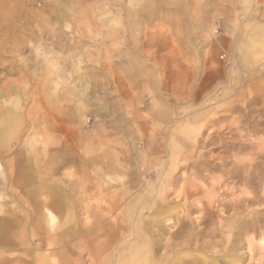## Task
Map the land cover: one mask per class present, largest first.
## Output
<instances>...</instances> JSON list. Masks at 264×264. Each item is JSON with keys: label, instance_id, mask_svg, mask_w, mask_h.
I'll list each match as a JSON object with an SVG mask.
<instances>
[{"label": "rangeland", "instance_id": "rangeland-1", "mask_svg": "<svg viewBox=\"0 0 264 264\" xmlns=\"http://www.w3.org/2000/svg\"><path fill=\"white\" fill-rule=\"evenodd\" d=\"M263 26L264 0H0V132L11 109L36 126L45 110L66 161L36 171L74 201L73 217L49 204L61 220L43 219L11 154L42 131L20 127L0 147V225L15 215L24 231L14 245L0 232V264H140L137 249L248 264L249 238L264 264Z\"/></svg>", "mask_w": 264, "mask_h": 264}, {"label": "crops", "instance_id": "crops-1", "mask_svg": "<svg viewBox=\"0 0 264 264\" xmlns=\"http://www.w3.org/2000/svg\"><path fill=\"white\" fill-rule=\"evenodd\" d=\"M137 4H134V6H133L135 9L139 8L141 5L140 3H137ZM105 22L110 26L115 25L113 20H110L109 22L105 20ZM243 29L244 28L242 26V32H243ZM253 41L254 40H252V37L249 38L248 36H246L245 39L242 37V41L240 42V46L245 51L243 50L244 58L241 57L240 59L242 61H244V63L245 62L247 63L249 61L248 57H249L251 51L248 50V47L253 46ZM259 42H260V40H259ZM261 43H263V42L261 41ZM85 78H86V76H85ZM84 105L87 106V104H84ZM12 111L15 113H18V111H16V110L15 111L12 110ZM196 116L198 117V115H195V118H196ZM12 122L14 124H17V128L15 130H10V132H8V133L0 132V147L3 145L4 141H6V139L10 138L11 136L13 137V134L15 133V131H16V136H17V134H19L21 129H23L24 125H28V126L33 125L32 127L37 129L38 131H42V133H41L42 138L40 137V135L28 138V140H26L27 144L25 146L19 144V142H21L23 136L22 137L18 136L19 138L17 141L14 140V144H16V145L12 144L14 147L15 146L19 147V145H20L19 149L13 150L11 152V154L16 153V158H17L16 163L18 162L19 167H20L19 170L16 169L17 176H18V182L20 181L21 185L25 187V190L27 191V193L30 197L31 196L34 197L35 192H42L44 194V196H43L44 197V199H43L44 204L43 205H45V207H46V211H45L46 213H45L43 219H47L51 223H59L61 220L59 218V216L53 210H51L49 208V206H48L49 204H55L58 206H67L68 205L70 207V208H68V211H67L68 212V218L73 217L74 213H73V209L71 206L74 205V201L66 195V192L63 191L65 183L62 179V176H59V179H56L57 181H53V183H51V182H47L46 175L44 173H42L40 170H39V173H38V170L36 171V169H38V167L40 169H42L44 167L48 168V167H51L52 165H62L66 161V159L64 158V154H65L64 144H63L61 137L56 136L54 138V141L52 142V144H50L47 140L46 130L49 129L51 124L46 119V111L44 110L42 120H40V122L38 123L37 126L33 121H31V122H26V121L20 122L18 120V118L17 119L12 118ZM55 126H57V128H59V129L62 128V125L60 123L55 124ZM20 127H22V128L20 129ZM194 141H195V139H194ZM194 141H193V144H194ZM38 142H40V146L36 145ZM28 143L29 144L31 143L32 145L31 144L28 145ZM26 147H28V148H26ZM69 155H70V158L72 160L73 155H74L73 149H72V151H70ZM0 164H1V162H0ZM172 166L174 167V165H172ZM172 166L169 165V167H171V170H172ZM28 171L30 174L27 173ZM2 174H3V165H2V170L0 171V175H2ZM35 187H37V188H35ZM43 224L36 223L35 224L36 229L38 230V228H42V227L44 228ZM19 225H20V222L17 220V217L15 215L7 218L0 225V232L2 233V236L4 237V239L2 238L1 242L5 243L7 245H14L15 243L17 244L18 241L15 240V238L17 237V235L19 233H22V231H24L22 228H21V230L18 229ZM21 238H23V237H21ZM119 262H120V260H119ZM125 262H126V260H124V262L122 264H124Z\"/></svg>", "mask_w": 264, "mask_h": 264}, {"label": "bare ground", "instance_id": "bare-ground-1", "mask_svg": "<svg viewBox=\"0 0 264 264\" xmlns=\"http://www.w3.org/2000/svg\"><path fill=\"white\" fill-rule=\"evenodd\" d=\"M138 5V4H137ZM134 6V5H133ZM136 7V6H135ZM110 16V15H109ZM106 21H110V19H108V18H106ZM257 22V21H256ZM112 24V23H111ZM112 26V25H111ZM264 27V26H263ZM261 42V41H260ZM244 50V49H243ZM245 51V50H244ZM250 52V51H249ZM248 57V56H247ZM242 61V60H241ZM250 61V60H249ZM246 63V62H245ZM244 63V64H245ZM85 82V83H84ZM84 82H82V84H81V86H78V85H76V88H77V91H78V94L80 95V97L84 100H86V103H88V101L90 100V97H89V95H88V86H87V83H86V80L84 81ZM14 100V99H13ZM17 101H18V103L20 102V99L19 98H17ZM83 102V101H82ZM13 110V109H12ZM12 110H10L5 116H4V118H3V125L4 126H6L7 128H9L7 131H10V130H15L16 128H17V124H14L13 122H12V115H15L16 113L15 112H13ZM44 110V109H43ZM46 122V121H45ZM2 123V122H1ZM26 124V123H25ZM31 125H24V128L26 127V128H28V127H30ZM33 126V125H32ZM1 129V128H0ZM40 133V132H39ZM2 134V133H1ZM30 142V141H29ZM209 143H213V140L211 139V137H208L207 139H206V141H205V146H206V144L208 145ZM36 144V143H35ZM194 144H196V143H194ZM28 145H30L29 143H28ZM62 146V145H61ZM26 148H28V147H26ZM31 149V148H30ZM29 149V150H30ZM37 149V148H36ZM35 149V150H36ZM33 153V152H32ZM26 157V156H25ZM33 168V167H32ZM30 169V168H29ZM28 169V170H29ZM2 170V165L0 164V171ZM30 171V170H29ZM29 171L27 172V173H29ZM33 172V171H32ZM30 174V173H29ZM48 177V176H47ZM35 179V178H34ZM178 180H179V178L177 177V176H173L172 177V179L170 180L171 181V184L172 185H175V184H177L178 183ZM44 183V182H43ZM39 184V183H38ZM35 188H37V187H35ZM40 188V187H39ZM49 191V190H48ZM52 191V190H51ZM186 191V190H185ZM60 192V191H59ZM186 192H188V190L186 191ZM55 194V193H54ZM73 215V214H72ZM58 217V216H57ZM158 220V219H157ZM156 220V221H157ZM154 221V220H153ZM149 222V221H148ZM158 223V222H157ZM255 223H256V220L255 219H250V220H246V221H243V226L244 225H251V227H253L254 225H255ZM152 226V225H151ZM154 226V225H153ZM155 227V226H154ZM153 228V227H152ZM14 229V228H13ZM13 231V230H12ZM3 232V231H2ZM161 236V235H160ZM232 235H229L228 237H227V239H226V244H227V246H229L228 245V243L229 242H233V240H230L229 239V237H231ZM238 238H239V240L241 239L240 238V236H238ZM158 239V238H157ZM141 241V240H140ZM150 241V240H149ZM13 242V241H12ZM155 242V240L154 239H152L151 240V243H154ZM242 242V241H241ZM254 238H249L248 240H247V244H248V247H249V255H250V258H251V260H250V262L248 263V264H262V261H261V263H254V262H252V259L254 258V256L256 255V252L257 251H255V245H257V244H255L254 245ZM150 244V243H149ZM168 244V243H167ZM154 245H155V243L152 245V248H154ZM259 248H260V245H259ZM155 250V249H154ZM149 251V250H148ZM133 252V251H132ZM259 253H260V255H262L263 254V248H261L260 250H259ZM135 254V259L137 260V261H139L140 262V264H159V262L156 260V259H154L153 257H152V255H150L151 257H149V255L148 256H143V251H141L140 249H137L135 252H133V255ZM157 254V253H156ZM145 257V258H144ZM149 257V258H148ZM158 257V256H157ZM161 257V256H160ZM156 258V257H155ZM262 260H264V258H262ZM125 263H128V264H130V262H129V259L128 260H126V262ZM263 263H264V261H263Z\"/></svg>", "mask_w": 264, "mask_h": 264}]
</instances>
